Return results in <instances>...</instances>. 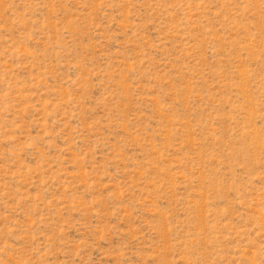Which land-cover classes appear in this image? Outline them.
Here are the masks:
<instances>
[{"label": "rangeland", "instance_id": "obj_1", "mask_svg": "<svg viewBox=\"0 0 264 264\" xmlns=\"http://www.w3.org/2000/svg\"><path fill=\"white\" fill-rule=\"evenodd\" d=\"M0 264H264V0H0Z\"/></svg>", "mask_w": 264, "mask_h": 264}]
</instances>
